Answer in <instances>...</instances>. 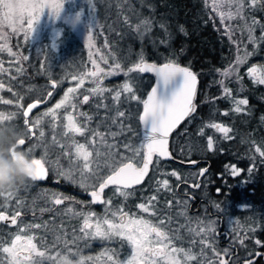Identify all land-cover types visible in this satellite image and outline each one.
<instances>
[{
	"label": "rangeland",
	"instance_id": "rangeland-1",
	"mask_svg": "<svg viewBox=\"0 0 264 264\" xmlns=\"http://www.w3.org/2000/svg\"><path fill=\"white\" fill-rule=\"evenodd\" d=\"M10 2H40L62 5L59 15H54L53 10L47 7L42 12H37L36 14L40 18L34 24L33 33L27 30V15L25 16L24 31H13V28L7 23L0 26V45L6 44L12 53L10 54L7 50L0 51L1 74H6L9 77V71L4 72L7 64L12 63L15 71H19L25 66V62L31 63L30 54L32 52L30 47L36 45V49L41 52L36 56V65L39 64V66L35 68L38 72L44 71L46 80L42 84L33 85L27 91L32 90L31 98L33 100L38 98L44 90L46 91L45 86L48 79L55 80L61 89L58 95L51 100L49 106L45 110L39 111L33 118L35 121L39 119L40 124L47 125L51 131L50 138L55 137L56 141L58 138L59 146L64 145L63 148L60 147L62 148L61 152L65 153V158L61 159L59 163L70 165L72 175L75 177L79 175L77 178L80 180V185L83 183L84 187H92L94 179L95 182L97 179L81 176L80 167H82V162L75 158V144H84L86 149L93 153V167L100 176L107 173L103 170H111L113 166L126 160L140 163L143 145L139 141V117L143 109V101L150 88H144L145 83L148 81L147 74L140 72L128 73L127 69L141 61H152L147 60L144 51L137 50L138 46H135L134 43L128 41L127 45L123 46L120 45V42H123L121 41L123 38L124 40L128 38V32L123 29L126 20L122 13L125 14L130 5L133 7V4H130L133 2L138 5L135 14L140 17L143 16L141 18L143 21L140 22L143 28L139 40L144 41L147 35H155L154 38H150L152 43L157 38L159 44H168L167 32L162 29L163 27L167 30L166 26L154 25L155 21L159 23V20L151 14L153 7L149 5V2L146 0H10ZM210 2L213 9H219L217 10L218 17L221 19V23L224 24V28L231 38L230 40L234 43L235 61L239 57H244L247 52H254L258 48L259 41V36L256 34L257 28L254 25L257 26L258 23L256 15L260 12L263 13L264 0H257L255 6H250L251 0H245L241 14L243 18L236 17L233 19H222L220 13H224L225 17L229 12L235 15L238 0H210ZM146 6L148 11H145ZM122 9L123 11H121ZM6 11L0 6V20L3 19ZM253 20H257V23L254 24ZM250 29L253 40L249 39ZM116 30L117 32H115ZM13 34L17 39L21 38L19 51L11 43L15 39L10 36ZM89 36L91 42H89ZM27 39H29L31 45ZM24 57H27V59H24ZM166 61L178 64L175 58L168 57ZM117 64L120 65L118 69L116 68ZM234 67L235 65L224 69L222 71L223 75L228 78L234 76L238 67H235L236 70L231 74H224ZM251 68L256 69V76L263 73L261 66ZM99 69L103 71L99 72L98 76L89 75ZM81 78H83V84H80ZM5 80L0 77V83L4 85L3 88H0V113L12 117L13 114L8 110L9 106L22 105L25 107L31 99L26 101L23 97L17 96ZM125 83L132 86V94L123 91ZM97 85L105 91L93 93L92 89L96 88ZM69 88H75L76 91L68 94L65 105L56 110L55 121L51 116H45L44 113L54 108L55 104L65 98ZM47 90H49L48 86ZM116 92L121 93L119 99H116ZM133 94L137 99H132ZM84 96L89 97L87 102H84ZM3 101H12V103H4ZM120 112H123L124 116H120ZM69 115L85 129L84 135L74 133L64 135L66 125L69 123L67 119ZM11 119L0 121V127L16 131L15 124L11 122ZM219 123L221 122L214 124ZM96 132H99L100 136L94 137L93 134ZM122 134L126 139L125 144L124 142L120 143L117 138L113 139V136ZM52 149H56V147H49V151H53ZM43 150L44 148L40 145L39 140L28 152L41 154ZM46 152L47 149L43 151L44 154ZM97 165L99 167H96ZM161 168L157 166L159 177L152 180L154 186L149 188L150 192L148 194H142L141 191L144 188L123 192V195L121 191L113 192L114 201L110 221L119 224L122 210L123 213L127 214L126 219H143L151 225L160 227L166 233L168 241H170V243L164 241V243H168V251H171L172 248L183 249L196 257L195 260H186L183 252L176 253V258L180 260V264H219L221 252L228 254V250L227 248H219V242L215 235L218 220L201 216H196V218L187 216L186 209H183L182 203L175 198L172 192L177 177L172 174L173 172H167ZM164 180L168 181L167 187L163 186ZM29 188L27 180L23 184H18L11 190L14 193L11 198L25 195ZM153 197L155 199H152ZM11 198H8L7 193H5L4 196H0V203L6 205L7 202L11 201ZM140 204L148 206L149 212L142 211L139 207ZM217 206L220 207L214 201V210ZM113 213H116V215H113ZM226 218L224 230L232 233L231 243L236 242L243 252L247 251V236L241 233L240 220L233 215ZM161 221H163V224H161ZM202 228L204 232L200 231ZM209 228L211 231L208 230ZM17 233L16 235L23 236L22 232ZM110 238L113 243L123 247L122 251L125 254L124 260L126 262L132 258L133 248L127 240L119 236H111ZM153 241L155 243L154 236ZM11 242L8 243V246L11 245ZM18 243L22 244V241ZM113 255L115 259V252H113ZM125 261L121 264H126ZM157 264H168V262L157 259Z\"/></svg>",
	"mask_w": 264,
	"mask_h": 264
},
{
	"label": "trees",
	"instance_id": "trees-1",
	"mask_svg": "<svg viewBox=\"0 0 264 264\" xmlns=\"http://www.w3.org/2000/svg\"><path fill=\"white\" fill-rule=\"evenodd\" d=\"M146 1L153 7L151 14L159 20L154 25L166 26L167 30L162 29L167 32L168 44H159L157 38L152 43L150 38L155 35H147L144 41L139 40L143 16L135 14L138 5L131 2L133 7L130 5L126 13H122L126 20L123 29L128 32V38H123L120 45L126 46L128 41L134 43L138 46L137 50H143L145 58L154 63L167 62L168 57L175 58L178 64L189 67L198 77L194 111L171 134L169 140L172 158L163 160L157 157L153 161V173L158 172L157 166L167 172L174 168L182 174L192 169L181 161L199 160L198 166H208L207 174L200 180L198 192V197L205 201V209L190 217L210 219L207 212H212L214 217H223L224 226L227 216H237L242 225L241 233L247 236V251L243 252L236 242L232 244L238 250L237 258L241 261L250 258L256 250L264 251V156L260 155V152H264V84L256 83L248 72L253 66H261L263 73L256 77L264 76V5L263 13L256 15L257 26L254 25L259 36L258 48L244 56L245 62L238 66L234 76L228 78L222 71L236 65L235 46L218 17L219 9H213L210 0ZM147 8L145 11H148ZM10 36L15 38L11 43L18 50L21 38L17 39L14 34ZM30 49L31 63L25 62L19 71H15L12 63L7 64L4 72L9 71V77L0 72V77L8 79L5 80L7 85L17 96L26 101L31 99L27 104L33 101L32 90H27L46 80L44 71L38 72L35 68L39 66L36 65V56L41 51L36 49V45H31ZM147 75L146 89L154 84V76ZM225 89L230 90V94H226ZM240 99H246L248 103L240 106L242 111L236 112L235 101ZM25 107H8L13 114L11 122L19 133L24 123ZM216 122L227 126L230 130L227 135L212 127ZM209 140L212 142L211 148L208 147ZM233 168L239 171L238 175H233ZM185 179L184 175L177 177L175 187ZM150 186L148 180L142 194H148ZM214 201L220 206L216 210ZM228 234L231 242L232 233ZM219 246L226 248L221 243ZM252 264H264V261Z\"/></svg>",
	"mask_w": 264,
	"mask_h": 264
},
{
	"label": "snow or ice",
	"instance_id": "snow-or-ice-1",
	"mask_svg": "<svg viewBox=\"0 0 264 264\" xmlns=\"http://www.w3.org/2000/svg\"><path fill=\"white\" fill-rule=\"evenodd\" d=\"M245 0H238L236 13L235 15L231 12L228 13L227 17L224 16V13H220L221 18L233 19L236 17H242V12L244 8ZM257 0H251L250 6H255ZM0 6H2L7 11L4 13L3 19L0 20V26L4 23H7L10 27L13 28V31H24L25 16L27 15V30L33 33L34 24L39 20V15L37 12H42L44 8H51L54 15H59L62 5L60 4H45L40 2L33 3H13L10 0H0ZM253 23L257 21L253 20ZM249 39L253 40L254 38L251 35V29L249 30ZM89 42H91V37L89 36ZM7 50L11 53V49L7 48V45H0V51ZM250 55L245 53V56ZM27 59V57H24ZM244 57H239L236 61L235 67H238L240 64L244 63ZM235 67L229 69L224 74L229 75L234 72ZM116 68H120V65L117 64ZM102 69L91 72L89 75L96 77L99 72H102ZM128 73L131 72H155L159 77L157 87L153 88L151 94L148 96L147 100L143 101V114L140 115L139 119L143 122L146 128L150 129V135L148 137V142L146 144V153L144 154L142 166H137L132 161L121 162L119 166L112 167L109 174L105 176H100L96 169L93 167V153L88 151L84 144H75V158L78 161L82 162V167H80V173L82 177H94L99 180L98 185L94 186V189L91 191L90 195L93 197L94 202H100L101 193L109 185H116L117 191L122 189H127L133 185L140 184L144 177L147 175L149 170V165L152 163V157L154 154L159 156H167V137L171 130L186 116L194 111L193 99L195 96V86L197 83L196 75L188 68L181 67L178 64L165 63L164 65L157 67L156 65H150L141 61L140 63L135 64L133 67L127 69ZM256 69H249V75H251L256 83L264 84V76L259 78L255 75ZM179 76L181 81L178 87H171L176 77ZM75 79V77H74ZM80 84H83V78L80 79ZM4 85L0 83V88H3ZM10 90V89H9ZM75 88H69L68 93H66L65 98L60 102L55 104L54 108L49 109L48 112L44 113L45 116H51L53 121L56 119L57 111L68 100V94L74 93ZM105 89L97 85L96 88L92 89L93 93H102ZM123 91L132 94L133 88L129 83L123 85ZM226 94H230V90L225 89ZM121 93L116 92V99H119ZM84 102H87L89 97L84 96ZM132 99H137L133 94ZM4 103H12V101H3ZM248 101L246 99H240L235 101L236 107L235 111H242L241 105H246ZM22 107V105H18ZM37 107V103L29 104L27 109L24 111L23 115L28 117L32 109ZM227 114V113H225ZM120 116H124L123 112L119 113ZM11 115H5L0 113V121L10 120ZM69 123L66 125V131L64 135L69 133L84 135L85 129L77 124L73 117L69 115L67 117ZM28 121L25 120V124L28 125ZM40 124V120H36L28 127V132L35 135L33 129ZM212 127L217 128V130L223 132L225 135L230 131L226 127H222L219 124H213ZM95 136H100L99 132L93 134ZM39 136L43 137L44 132L39 131ZM101 139H103L101 137ZM53 142L57 143L55 137H53ZM25 144V139L20 137L13 149L12 155L15 158L16 153H22L28 156L27 153L18 151V146ZM62 148L64 145H60ZM208 147H212V142L209 140ZM257 151H260L257 149ZM67 154V153H66ZM139 154V153H137ZM98 155V153H97ZM261 156H264V152H260ZM23 159V156H21ZM28 172L30 179L38 180L44 178L45 175V166L41 159H30L28 164ZM79 167V165H78ZM96 167H99L97 165ZM176 175V173H172ZM239 171L233 169V175H238ZM61 175L65 178L72 180L73 176L71 170L67 173L61 172ZM168 181H163V186L167 187ZM81 187H84V184H81ZM7 193V197L11 198L14 194L11 190L0 193V196H4ZM152 199H155L153 197ZM54 204L59 205L63 203V199L60 197H54ZM107 203H110L108 201ZM140 209L144 212H149V207L145 204L139 205ZM20 215L19 212H16L11 216L10 220L13 225L17 223V217ZM116 215V213H113ZM127 214L123 213L121 210V222L119 224L113 223L112 221L105 219L103 224L107 225V229L101 227L99 221L95 222L94 231L91 235L100 237L101 239L110 238L111 236H119L122 239L127 240L133 248L132 258L129 259L126 264H157V258L166 260L168 264H180V260L176 258V253L183 252L186 260H195L196 257L191 255L189 252H185L183 249L172 248L171 251H168V237L160 227L151 225L148 221L143 219H126ZM91 219V214L89 217L85 218L82 231L85 234L88 229H93V224L89 222ZM9 220V216L4 212L0 211V221ZM163 224V221H161ZM30 227L39 228L40 225H32ZM211 231V229H208ZM201 232H204V229H200ZM153 236L155 237V243L153 241ZM23 243H18L22 241ZM32 236H27L22 238L21 235H16L12 240L10 246L0 247V252L6 253L8 256V264H39L38 261L34 262L33 254L36 257H44L45 253L38 251L36 245L32 242ZM168 241V243H164ZM257 244L260 241H256ZM219 255V254H217ZM107 260L111 261L112 264H121V262L115 260L112 255H107ZM68 257H63L61 259V264H68ZM83 264V258L79 262ZM219 264H226V261L221 259ZM248 264H252V261L249 260Z\"/></svg>",
	"mask_w": 264,
	"mask_h": 264
},
{
	"label": "flooded vegetation",
	"instance_id": "flooded-vegetation-1",
	"mask_svg": "<svg viewBox=\"0 0 264 264\" xmlns=\"http://www.w3.org/2000/svg\"><path fill=\"white\" fill-rule=\"evenodd\" d=\"M50 80H47V85L45 86L46 91L44 90L42 95L34 99L42 101V105L31 112L28 118V125L25 124L26 119L24 116L20 137L25 139V144L17 148L18 151L27 153L30 159H41L45 166L46 177L44 180H32L29 178L27 183L30 188L25 195H18L17 197L11 198V201L7 202L6 205L0 203V211H4L9 216V220L0 221V247L8 246L13 237L18 234L17 232H22V238L32 236L34 238L32 242L36 245L37 250L45 253L44 257H36L35 254H33L34 262L38 261L39 264H61V259L65 256L68 257V260L72 262V264H79L82 258L83 264H112L111 261L107 260V255H112L114 258L113 252L116 254L115 260L124 262L125 254L122 251V246L113 243L111 238L101 239L100 237L91 235L94 231L95 222L97 221L101 223L103 229H107V225L103 224V220L112 219L111 209L114 201L113 192L117 191L118 186L109 185L104 189L103 193H101V199L103 200L94 202L90 193L94 189V186L98 185L99 180L95 182L94 179L92 187H81L80 180L77 178L79 175L76 177L72 175V180L65 178V176L61 175V172L67 173L71 168L70 165L66 163H59L61 159L65 158V153L61 152L62 148L58 144V138L57 143H54L53 139L50 138L51 131L48 129L47 125L43 123L33 129L35 135L28 132V127L33 121L35 122V120H33L34 116L39 111L45 110L47 106H49L51 100L61 91L58 83L53 80L56 84L52 85L49 83ZM47 86L49 90H47ZM139 126V141L143 145L142 160L140 163L132 161L137 166L142 165L145 154V141L141 120H139ZM39 131L44 132L43 137L39 136ZM114 138H117L120 143H126L123 134L120 136H113V139ZM39 140L40 145L44 148L43 151L47 149V152L45 154L43 151V154L29 153L28 151H30L32 146ZM54 146L56 149L49 151V147ZM157 157L159 156L153 155L152 163L143 181L130 188L122 189V192L134 191L138 188L143 189L146 187L148 180L151 186H154L150 181L159 177V175L153 173L152 170L153 161ZM128 161L129 160H126L125 162ZM120 164L121 163L116 164L113 167L119 166ZM198 165L192 167L193 170L186 171L184 174L174 168L168 170V172L176 173V177L181 178L182 175L186 177L185 180L179 182L180 184L177 188L173 187L172 192L175 198L180 200L183 209H186V214L189 217L205 209V201L203 198L198 197V192L201 186L200 180L208 171L207 168V170L202 173V169L208 166ZM103 171H107V173L102 175L105 176L109 174L111 170ZM193 177H195V179H193ZM198 183L199 186L195 188ZM149 188L147 193L150 192ZM176 194L178 195L176 196ZM192 196L195 197V201H193ZM54 197L62 198L63 203L59 205L54 204ZM108 201H110V203H107ZM16 212H19L20 215L17 217V223L13 225L10 218ZM90 214L91 219L89 222L93 224V229H88L87 232L89 234H85V232L82 231L84 220L89 217ZM207 215L211 218H217L218 226L215 235L218 242L223 244L228 250V254H222L221 258L222 256H232L230 264H237L241 259L237 258L238 250L236 246L229 241L230 236L228 232V239L226 235H217V231L221 232L225 229L223 226V217H214L212 212H207ZM32 225H40V227H30ZM220 227L222 228L221 230ZM257 251H261L262 254L258 256L255 261H264V251L260 249L256 250L252 257L256 255ZM0 264H8V256L6 253L0 252Z\"/></svg>",
	"mask_w": 264,
	"mask_h": 264
},
{
	"label": "clouds",
	"instance_id": "clouds-1",
	"mask_svg": "<svg viewBox=\"0 0 264 264\" xmlns=\"http://www.w3.org/2000/svg\"><path fill=\"white\" fill-rule=\"evenodd\" d=\"M19 137V132L0 127V193L12 190L30 178L27 167L30 158L19 152L15 158L12 155Z\"/></svg>",
	"mask_w": 264,
	"mask_h": 264
},
{
	"label": "water",
	"instance_id": "water-1",
	"mask_svg": "<svg viewBox=\"0 0 264 264\" xmlns=\"http://www.w3.org/2000/svg\"><path fill=\"white\" fill-rule=\"evenodd\" d=\"M144 63H147V64H150V65H156L157 67H160V66H162V65H164L165 63H172V62H164V63H152V62H147V61H143ZM173 64H175V63H173ZM179 65V64H178ZM179 66H181V67H185V66H182V65H179ZM189 68V67H188ZM190 69V68H189ZM191 71H192V69H190ZM193 72V71H192ZM140 73H142V74H152L153 76H154V84L152 85V87L150 88V90L148 91V93H147V95H146V98H145V100H147V98H148V96L151 94V91H152V89L153 88H155V87H157V84H158V81H159V77L156 75V73L155 72H140ZM194 73V72H193ZM195 74V73H194ZM196 75V74H195ZM196 77H197V75H196ZM180 81H181V78L179 77V76H177L176 77V80L174 81V83H173V85H170V88L171 87H178L179 86V83H180ZM49 83L50 84H52V85H55L56 83H55V81H53V80H50L49 81ZM197 87H198V77H197V83H196V86H195V96H194V99H193V105H195V97H196V93H197ZM144 100V101H145ZM32 103H37V107L36 108H38V107H40L41 105H42V101H40V100H34V101H32V102H30L29 104H32ZM28 104V105H29ZM28 105H27V107H28ZM27 107L25 108V110L27 109ZM36 108H34V109H32V111L31 112H33ZM24 110V111H25ZM31 112L29 113V115H28V117H25V119L28 121V118H29V116H30V114H31ZM142 114H143V111H142ZM141 114V115H142ZM191 114V113H190ZM189 114V115H190ZM188 115V116H189ZM188 116H186L185 118H183L172 130H171V132L169 133V135H168V137H167V153H168V155L167 156H159L158 154H155V155H157V156H159L161 159H163V160H170L171 158H172V155H171V152H170V149H169V140H170V137H171V134L182 124V122L188 117ZM141 124H142V131H143V135H144V141H145V153H146V144H147V142H148V137H149V135H150V129L149 128H146L145 127V125L143 124V122L141 121ZM219 125L220 126H222V127H226L227 128V126L226 125H224V124H222V123H219ZM219 131V130H218ZM221 132V131H220ZM152 159H153V157H152ZM134 163V162H133ZM181 163H183L184 165H186V166H189V167H195V166H197L199 163H200V161L199 160H190V161H181ZM151 165V164H150ZM150 165H149V167H150ZM142 166V165H141ZM207 168L208 167H205L204 169H202V173H204L206 170H207ZM45 177H46V171H45V175H44V178H42V179H38V180H44L45 179ZM134 186V185H133ZM199 186V183H198V185H196V187L195 188H197ZM192 199H193V201H195L196 199H195V197L194 196H192ZM103 199H101L100 201H102ZM222 222V221H221ZM222 228L220 227V230H221ZM217 235H226V238L228 239V235H227V231L226 230H222L221 232H219V231H217ZM262 254V252L261 251H257L256 252V255L255 256H253V257H250V258H247V259H244V260H242V261H240V262H238L237 264H248V261L249 260H251L252 262L253 261H255L257 258H258V256H260ZM231 257L232 256H228V257H226V256H222V258L221 259H223V260H225L226 261V264H230V260H231Z\"/></svg>",
	"mask_w": 264,
	"mask_h": 264
}]
</instances>
